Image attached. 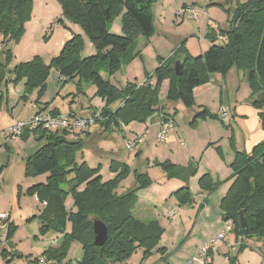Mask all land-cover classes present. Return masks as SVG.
<instances>
[{
    "label": "rangeland",
    "instance_id": "obj_1",
    "mask_svg": "<svg viewBox=\"0 0 264 264\" xmlns=\"http://www.w3.org/2000/svg\"><path fill=\"white\" fill-rule=\"evenodd\" d=\"M29 1L30 14L23 24L19 40L2 42L0 38V64L5 67L4 79L0 82V144H5V147H0V215L8 216L7 220L0 219V264H27L19 252L30 253L33 257L40 255L37 241L33 242L29 235L26 218L37 214L43 204L34 196L27 195L26 191L31 186L45 183L48 176L47 173L35 176L26 173L28 158L41 146L35 142L33 134L29 130L23 131L15 138L6 136L7 130L20 122L30 121L34 115L32 105L36 103L55 107L61 113L71 111L81 117L93 115L106 107L115 110L121 105V102L107 104L106 100L98 97L96 86L91 81H84L78 76L61 81L54 66H50L43 88L39 86L25 92V79L16 80L15 66L34 59H39L43 65H50L73 35L81 38L82 58L97 54L95 45L82 26L62 18L58 0ZM246 1L240 0L242 3ZM184 5L186 10H183ZM188 6H192L191 10ZM233 7L225 0H156L151 7L154 34L148 39L140 37L132 59L122 64L112 76L107 75L106 66L102 64L101 77L123 89L128 83L144 82L157 67V57L168 59L182 43L190 56L203 55L209 43L206 33L211 28H227ZM177 12L181 15L177 16ZM193 13L195 17L191 18ZM59 19L62 22H58ZM115 20L121 26V17ZM7 50L11 53L8 62ZM193 97L192 107H185L179 101H167L163 86L159 91L160 106L145 122L127 125L119 122L118 128L110 126V131L105 132L98 120L89 134L65 131L67 139L83 145L75 153V162L78 165L84 162L90 169H97L102 181L115 178L117 172L110 169L112 164L128 166L129 172L119 182L115 192L123 195L135 191L141 201L152 206L160 228L158 240L151 250V258L157 260L154 264H263L264 258L260 254L264 249L263 243L255 237H245V248L236 247L234 239L225 230L219 206L233 176L231 164L235 153L249 155L253 147L264 140L259 110L252 103L256 97L245 73L234 66L225 75L210 74L209 82L197 88ZM221 108L227 110L225 120L219 118ZM202 110H206L209 116L204 120L195 119V115ZM159 119H172L175 124V129L169 130L163 142L156 139L161 129ZM134 139L141 142L134 151H128L127 141ZM165 163L193 171L187 180L193 197L191 203L183 204L176 198L175 190L180 181L168 177L162 167ZM136 173L147 175L149 184L139 188ZM203 175L217 182L214 189H202L199 178ZM70 187L66 185L64 190L69 191ZM66 208H73L71 197L66 199ZM173 210H180L179 214L174 221H168L166 215ZM10 221L15 227L7 234V222ZM222 232L226 234L225 240L234 246L228 248L223 240L204 257L200 256V249ZM47 233L46 238L53 240L62 237L52 231ZM80 248L79 242H70L66 254L68 262L77 264ZM143 255L144 249L139 247L126 262L143 264L150 258L143 260ZM28 264L35 262L32 260Z\"/></svg>",
    "mask_w": 264,
    "mask_h": 264
},
{
    "label": "trees",
    "instance_id": "obj_2",
    "mask_svg": "<svg viewBox=\"0 0 264 264\" xmlns=\"http://www.w3.org/2000/svg\"><path fill=\"white\" fill-rule=\"evenodd\" d=\"M156 0H58L62 18L80 24L97 49V54L81 57L82 41L73 35L61 48L50 65H43L39 59L21 63L14 68L16 80L25 79V92L44 87V80L50 66L57 68L61 81L75 76L91 81L96 86V95L107 104L121 105L115 110L108 107L100 111L98 124L105 131L119 127V122H145L160 106L159 91L168 81L165 99L181 102L185 107L194 105L193 91L209 82L213 73L225 75L234 66L247 77L254 97L253 106L259 110V119L264 131V0H225L233 4L231 28L219 30L226 37L225 43L215 44L213 30L207 35L212 43L203 55L190 56L182 45L168 59L157 57V67L142 84L128 83L119 89L100 75V66L105 64L106 73L112 76L120 66L130 59L137 48L138 38L148 39L154 34L151 7ZM31 9L29 0H0V38L2 42L18 41L23 24ZM121 17L120 35L110 32V25ZM58 22H62L59 19ZM138 53V52H136ZM6 61L11 57L6 51ZM182 65L181 75L173 70V62ZM4 65L0 64V82L4 79ZM81 91L80 84L77 85ZM23 97V96H22ZM52 114H58L51 111ZM206 110L195 115V119H206ZM35 141L42 142L38 150L28 158L26 173L33 176L47 173L45 183L31 186L26 194L35 196L43 204L38 216L41 222L40 235L49 231L62 235L58 246L43 251L48 261L60 264L66 258L71 241H77L82 248L79 264H117L126 262L137 248L144 249L143 260L151 256V250L158 240L160 228L156 221H140L132 213L137 203L135 191L123 195L115 190L129 172L126 164L115 163L110 169L117 172L114 179L102 181L97 169H90L84 162L76 164L75 153L81 144L66 138L65 131L50 132L40 127L29 131ZM23 133V131H22ZM37 135V137H35ZM27 137V136H26ZM22 136L21 138H26ZM168 177L186 182L193 174L191 169L177 168L170 163L162 165ZM233 176L226 195L220 200L221 216L224 222H231L233 238L255 237L264 246V140L255 145L251 154L235 153L231 164ZM139 188L149 184L147 175L136 173ZM204 190H212L217 182L208 175L199 178ZM71 185L69 191L64 187ZM183 204L193 201L188 187L175 192ZM71 197L73 208H66V199ZM244 212L246 228L239 222V213ZM102 221L109 230L104 245H93L92 221ZM7 234L12 225H7ZM238 246L245 248L244 242ZM264 255V253H262Z\"/></svg>",
    "mask_w": 264,
    "mask_h": 264
},
{
    "label": "built area",
    "instance_id": "obj_3",
    "mask_svg": "<svg viewBox=\"0 0 264 264\" xmlns=\"http://www.w3.org/2000/svg\"><path fill=\"white\" fill-rule=\"evenodd\" d=\"M183 10H186L183 9ZM188 10H191V8H188ZM183 14V12H182ZM177 16L181 15V12L176 13ZM191 18L195 17L194 13L190 16ZM218 42L225 43L226 37L225 36H218L216 38ZM220 119L225 120L227 117V111L222 110L220 112ZM98 120H102L100 116V112H97L93 115H90L88 117H80L73 113H66V114H52L49 110H39L34 113L32 118L27 123H18L14 127L7 130L5 133L7 135H12L13 137H18L21 132L25 128L34 129L37 127H40L44 130L50 131V132H56V131H68V132H74V131H89L97 122ZM174 127L172 119H166L164 121H161V129L157 133L156 139L159 142H163L165 140V137L167 136V133L169 130H171ZM116 127H113L114 129ZM141 142L140 139H134L133 141H127L126 149L128 151H134L137 147V145ZM7 216L5 214L0 215L1 220H6ZM225 230L231 234V222L226 221L225 222ZM226 238V234L224 232L219 233L217 236H215L209 243H207L204 247L200 249L199 255L205 256L206 253L211 250V248L218 244L219 242H222ZM235 243L239 245L243 239L242 237L234 238ZM38 264H54L52 261H48L44 258L38 259ZM117 264H123V263H117ZM200 264V263H197Z\"/></svg>",
    "mask_w": 264,
    "mask_h": 264
},
{
    "label": "crops",
    "instance_id": "obj_4",
    "mask_svg": "<svg viewBox=\"0 0 264 264\" xmlns=\"http://www.w3.org/2000/svg\"><path fill=\"white\" fill-rule=\"evenodd\" d=\"M190 7H192V6H188V8H190ZM183 8H187L185 5L183 6ZM117 20H114L113 22H112V27L111 28H113L112 30H111V28H110V32H112V33H115V34H117V35H120L121 33H122V30H121V26L120 25H117ZM117 26V27H116ZM115 27H116V30H115ZM230 27L228 26L227 28H220V29H214L213 30V32H214V34L216 35V37H218L219 36V30H223V31H226V30H228ZM212 30V28L210 29V31ZM210 31H208L207 33H206V35H205V37H206V39H207V35H208V33H210ZM140 40V38H138V40H137V42ZM208 40V39H207ZM209 41V43H208V48L210 47V45L212 44L211 42H210V40H208ZM215 44H220L221 42H218L217 40L214 42ZM222 44V43H221ZM171 57V56H170ZM156 65H157V63H156ZM143 83V82H142ZM141 83V84H142ZM163 86H165V96H166V92H167V89H168V81H164L163 83H162V85H161V87H163ZM199 88V87H198ZM197 89V88H196ZM196 89H194V91L196 90ZM194 91H193V93H194ZM32 108L34 109V113L35 112H37V111H39V110H49V111H56L58 114H66V113H61L57 108H55V107H49V105H41V104H33L32 105ZM222 110H226V108H221L220 110H219V113H218V115L220 116V112L222 111ZM227 111V110H226ZM95 111H93L92 113H94ZM68 113H73V112H71V111H69ZM97 113V112H96ZM73 114H75V113H73ZM76 115V114H75ZM92 115V114H91ZM90 116V115H89ZM156 116V115H155ZM81 117V116H80ZM86 117H88V116H86ZM156 117H158V116H156ZM31 118V117H30ZM220 118V117H219ZM159 121H160V119H159ZM173 121V120H172ZM29 122V121H28ZM22 123H24V122H22ZM27 123V122H26ZM160 123H161V121H160ZM173 124H174V122H173ZM103 127V126H102ZM104 128V127H103ZM174 129H175V124H174ZM30 131L31 129H29V128H25L23 131ZM1 131V130H0ZM104 131H105V128H104ZM106 131H110V130H106ZM105 131V132H106ZM85 132H87V134H89V131H85ZM85 132H83V133H85ZM30 133V132H29ZM15 138H18V137H15ZM38 145L39 144H42V142H38V141H35ZM2 146H4L5 147V144L4 143H1L0 144V147H2ZM180 181V183L179 184H177V188H176V190H175V192L178 190V189H180V188H182V187H188L189 188V186H188V184H187V181L186 182H183V181H181V180H179ZM229 183L231 184V181H229ZM230 184H229V186H230ZM190 190V189H189ZM34 198L36 199V197L34 196ZM42 210V209H41ZM41 210L37 213V214H33V216H31V217H28V218H26V224H27V228H29V230H30V232H29V235L32 237V239H33V242H35V240L37 241L36 243L39 245V247H40V255L38 256V257H33L32 256V254H30V253H28V254H26V253H23V252H19V256L20 257H22V258H25V261L26 262H28V263H31L32 262V260L35 262V264H38V259L39 258H44L43 256H42V253H43V251H45L46 249H48V248H50V247H56V246H58V244H59V242H60V239L59 238H57L56 240H53V239H50V238H46V236H47V234L48 233H46V234H42V235H40V232H39V230H40V228H41V222H40V220L38 219V216H39V214H40V212H41ZM179 211L180 210H173V211H170V212H168L167 213V215H166V218L168 219V221H174L175 219H176V217H177V215L179 214ZM133 214H134V217L136 218V219H138V220H140V221H144V222H148V221H156L155 220V218H154V215H153V209H152V206L149 204V203H147V202H145V201H141L138 197H137V203H136V205H135V207H134V209H133ZM7 218H8V216H7ZM7 218H6V220H7ZM8 224H11L12 225V229H11V232H12V230H13V228L15 227V224L12 222V221H10V222H7V225ZM8 230V229H7ZM10 232V233H11ZM231 235V234H230ZM233 238V237H232ZM234 239V238H233ZM224 244L228 247V248H232L234 245L236 246V247H238V245L235 243V240H234V245L233 244H231V242L230 241H227V240H225L224 239ZM14 252H16L15 250H13ZM262 253H264V249H263V251H260V254H261V256H263V258H264V255H262ZM80 256L78 257V259H77V261H76V263L77 264H79V262H80V259H81V256H82V248H80ZM153 258V257H152ZM151 258V256H150V258H148L147 260H145V263L144 262H142L143 264H154V263H156V258H153L152 259ZM53 262V261H52ZM153 262V263H152ZM27 263V264H28ZM54 264H56L55 262H54ZM60 264H72L71 262H68L67 261V258H65L64 260H63V262L62 263H60ZM123 264H127V262H124ZM263 264H264V262H263Z\"/></svg>",
    "mask_w": 264,
    "mask_h": 264
},
{
    "label": "water",
    "instance_id": "obj_5",
    "mask_svg": "<svg viewBox=\"0 0 264 264\" xmlns=\"http://www.w3.org/2000/svg\"><path fill=\"white\" fill-rule=\"evenodd\" d=\"M173 70L177 76L181 75L182 65L179 61L176 60L173 62ZM239 222L241 228L245 229L247 225L243 211L239 213ZM92 231L94 234L93 245L97 247L104 245L109 236V230L107 226L100 220H93Z\"/></svg>",
    "mask_w": 264,
    "mask_h": 264
}]
</instances>
